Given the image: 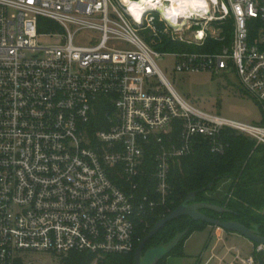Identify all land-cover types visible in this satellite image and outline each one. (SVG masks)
Instances as JSON below:
<instances>
[{"label":"built area","instance_id":"obj_1","mask_svg":"<svg viewBox=\"0 0 264 264\" xmlns=\"http://www.w3.org/2000/svg\"><path fill=\"white\" fill-rule=\"evenodd\" d=\"M181 1L0 0V264H31L22 251L87 252L94 255L91 264L130 253L136 216L158 205L147 196L136 201L139 178L151 172L164 202L172 165L201 141L223 153L224 131L231 130L264 144V0H203L171 15L167 7ZM42 18L66 31L63 44L38 45ZM156 21L174 41L222 43L215 52H170L176 70L236 72L262 108V123L188 103L143 34L156 33ZM224 23L231 27L229 39L222 35ZM88 29L99 31L100 39L76 44V34ZM190 30L192 37H185ZM101 98L112 111L107 127L91 136L88 125ZM119 166L130 192L110 177ZM211 228L200 264H264V243L254 242L255 254L244 256L226 243L228 231ZM221 243L223 255L217 253Z\"/></svg>","mask_w":264,"mask_h":264},{"label":"trees","instance_id":"obj_2","mask_svg":"<svg viewBox=\"0 0 264 264\" xmlns=\"http://www.w3.org/2000/svg\"><path fill=\"white\" fill-rule=\"evenodd\" d=\"M41 22L45 19H40ZM156 33L151 30L143 34L158 52L200 51L215 52L223 49V44L208 38L203 45L172 40L165 25L156 21ZM227 39L232 36L228 23L222 25ZM228 44V42H225ZM112 107L107 98H101L97 105L88 131L92 136L96 131L105 129L108 125L107 114ZM226 149L223 153H213L208 142L201 141L193 154L175 161L172 165L169 182L170 190L164 202L155 192V180L151 172L138 179L139 189L135 192L139 203L143 197L158 202L153 209L140 211L135 219V247L127 254H108L100 259L99 264H135V251L142 239L154 227L156 222L167 216L180 205L189 193L200 190L211 184V187L196 195L195 202L212 203L225 207L228 211L217 213L204 208L203 213L221 220L238 221L249 228L264 234V144H257L254 139L237 134L234 131H224ZM156 147L153 146L146 154V169L152 170ZM118 168V169H117ZM117 170H110V177L119 186L131 191L129 183ZM223 180L231 182L230 188L223 196H217L219 183ZM210 225L203 221H195L188 216H182L168 222L146 245L145 251L171 242L176 235L185 233L179 244L170 254L184 255L186 241L196 231L206 229ZM167 257V256H166ZM165 257V258H166ZM162 259L158 264H164ZM94 255L87 252H72L65 257L66 264H91ZM18 264H22L19 262Z\"/></svg>","mask_w":264,"mask_h":264},{"label":"rangeland","instance_id":"obj_3","mask_svg":"<svg viewBox=\"0 0 264 264\" xmlns=\"http://www.w3.org/2000/svg\"><path fill=\"white\" fill-rule=\"evenodd\" d=\"M213 26L216 27V24L213 23ZM100 35L101 33L97 30H82L76 34L74 42L80 45L94 44L100 39ZM192 35L193 30L185 33V37L188 38L192 37ZM64 40H67V33L57 22L51 19H45V21L40 22V34L37 38L38 45H61ZM159 53H161L159 65L166 78L192 106L234 120L256 124L262 123V108L245 91L236 72H180L176 70V57L169 52ZM230 185L231 182L229 180L220 181L216 195L223 196L230 188ZM209 227L192 234L183 249L184 255L170 254L165 258L164 264H200L199 255L207 251V243L211 234ZM226 243L238 245L244 256L255 254V243L239 233L228 231ZM224 252L225 247L221 243L217 253L223 255ZM20 255L26 263L31 262V264H66L63 254L50 251H22ZM212 264H216V262Z\"/></svg>","mask_w":264,"mask_h":264},{"label":"water","instance_id":"obj_4","mask_svg":"<svg viewBox=\"0 0 264 264\" xmlns=\"http://www.w3.org/2000/svg\"><path fill=\"white\" fill-rule=\"evenodd\" d=\"M130 2H138L141 5H145L146 0H130ZM211 184L200 190L189 193L186 199L172 210L167 216L159 219L149 233L142 239L135 251V264H158L162 259L169 255V253L176 248L179 244L184 233L176 235V237L168 244H163L158 247H153L145 251L146 245L152 237H154L168 222L182 217L188 216L195 221H203L210 226L219 225L226 231L236 232L242 236L250 239L251 241L262 244L264 243V236L257 230L247 227L246 225L234 221V220H221L215 217H211L203 213L202 209L207 208L217 213H223L228 211L225 207L212 203L195 202L196 195L199 192H203L210 188ZM146 260V261H145ZM147 262V263H145Z\"/></svg>","mask_w":264,"mask_h":264},{"label":"bare ground","instance_id":"obj_5","mask_svg":"<svg viewBox=\"0 0 264 264\" xmlns=\"http://www.w3.org/2000/svg\"><path fill=\"white\" fill-rule=\"evenodd\" d=\"M203 4H205L203 0H182L181 3H174L171 7H167V10L169 11V13H171V15H179L181 13V10L183 9V6L187 10H192L191 7ZM129 6L134 13H138V11H140V8L136 4H129Z\"/></svg>","mask_w":264,"mask_h":264},{"label":"crops","instance_id":"obj_6","mask_svg":"<svg viewBox=\"0 0 264 264\" xmlns=\"http://www.w3.org/2000/svg\"><path fill=\"white\" fill-rule=\"evenodd\" d=\"M209 228L212 230L211 226ZM189 240H190V238L186 241L185 246L187 245Z\"/></svg>","mask_w":264,"mask_h":264}]
</instances>
